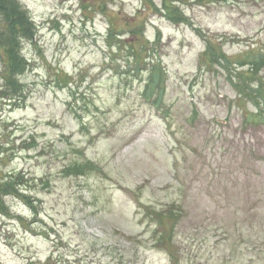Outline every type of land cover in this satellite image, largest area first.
<instances>
[{
    "label": "rangeland",
    "instance_id": "rangeland-1",
    "mask_svg": "<svg viewBox=\"0 0 264 264\" xmlns=\"http://www.w3.org/2000/svg\"><path fill=\"white\" fill-rule=\"evenodd\" d=\"M17 1L36 34L24 71L0 53V174L25 175L36 211L5 198L0 264H264V122L199 35L230 64L264 53V0Z\"/></svg>",
    "mask_w": 264,
    "mask_h": 264
},
{
    "label": "trees",
    "instance_id": "trees-1",
    "mask_svg": "<svg viewBox=\"0 0 264 264\" xmlns=\"http://www.w3.org/2000/svg\"><path fill=\"white\" fill-rule=\"evenodd\" d=\"M146 1L148 0H142V2L147 4ZM213 1L218 2V0ZM220 1L235 2L236 0ZM164 9L165 13L169 11L175 12L174 7L171 6H164ZM165 16L168 20L171 19L167 13ZM177 21V23L185 22V17L180 15L177 17ZM139 30L140 27L134 25L129 28V33L131 35L132 33L136 34ZM111 31L112 29L110 30V33ZM35 34L36 29L33 20L28 17V13L26 12V10L19 6L17 0H0V53L2 58H5L4 62L6 63L7 70L10 73L13 74L15 70L17 71L16 73L22 72L28 66V62H26V59L23 58L20 52L21 42L24 39H28L31 41L34 38ZM156 35L158 39H155L154 41L159 40V35ZM199 35L201 40H203L204 44L206 45V58L208 60H214L215 62H217L218 65H222L227 70L233 69L232 72H228L229 76L227 77V79L229 82V86L231 87V89H233V91H235L236 98L234 100V103L236 104V106H242L243 108L245 106L248 110L249 108L247 107V105L253 107L254 114H251L248 110H245V112L247 113L245 116L247 118V121L245 120V123H263L264 107H262L261 104H264V84L255 85L254 82L258 81L257 73L261 68L264 67V53L261 54L258 51H255V49L253 48L248 49L247 51L242 52L240 56H236L237 58H235L234 62L230 64L229 61L225 58L224 54L221 53V49L218 50L215 48V43L213 44L210 40L205 38V36L201 35V33ZM221 44L223 45V43ZM128 45L129 48H127V50L131 49V44ZM137 49L135 48V51ZM133 56L134 55H132V57ZM135 57L139 58V54H137V56ZM146 58L148 57H144V60L143 58L139 59L140 62L137 63H135L136 60L134 59V62L132 63L133 66L137 69L139 67L141 68L147 65V68L150 71L147 76V82L145 83L144 89L150 90L151 92L162 91L163 81L161 78V74L163 75L164 70L157 61H155V63H152L153 65L145 63ZM207 59H205V61H207ZM202 61H204V59L199 60L200 65L207 64V62L205 63ZM246 65H249L248 69L243 68ZM206 66L210 67L209 64ZM7 80L12 83L10 81V78H7ZM16 85H14V87H16ZM154 105L157 107V104L154 103ZM83 171V167L73 165V167L68 168L66 172L80 175ZM26 183H28L27 178H25V175L20 172H8V174H6L5 176H2L0 174V212L5 213L7 211L6 204L4 201L7 197L19 199L21 198L25 201V203H27L31 211H36V208L34 207L33 203H30L28 198L20 189V187ZM177 216L178 215L174 211L155 214L156 219H158L160 229H163V227H165L166 221L170 219H176ZM165 231L166 230H164V232ZM164 234L165 233L160 234L161 238Z\"/></svg>",
    "mask_w": 264,
    "mask_h": 264
}]
</instances>
